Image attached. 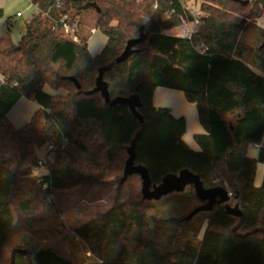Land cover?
I'll return each mask as SVG.
<instances>
[{"label":"trees","instance_id":"trees-1","mask_svg":"<svg viewBox=\"0 0 264 264\" xmlns=\"http://www.w3.org/2000/svg\"><path fill=\"white\" fill-rule=\"evenodd\" d=\"M31 5L36 12L19 42L0 38V264H73L55 247L9 240L24 227L58 217L55 194L93 185L128 188L125 201L73 231L94 264H264V28L257 25L264 7L254 0ZM63 18L76 25L78 42L62 34ZM88 20L106 39L95 55L88 50ZM185 23L194 24L188 35L166 34ZM157 88L181 92L194 104L203 130L193 137L198 151L182 139L184 118L154 107ZM22 98L39 109L14 128L6 115ZM253 146H259L256 158L248 156ZM130 150L151 188L188 171L204 189H224L228 201L192 215L204 204L192 187L166 197V205L180 204L184 211L198 205L163 223L184 224L188 231L192 221L197 224L192 240L162 250L156 241L162 226L146 214L139 176L123 174ZM257 164L263 167L259 187ZM40 168L44 174H37Z\"/></svg>","mask_w":264,"mask_h":264},{"label":"rangeland","instance_id":"rangeland-1","mask_svg":"<svg viewBox=\"0 0 264 264\" xmlns=\"http://www.w3.org/2000/svg\"><path fill=\"white\" fill-rule=\"evenodd\" d=\"M198 5L199 3L195 2L191 8L195 16L198 12ZM0 9L3 11V18L0 20V38L8 35L12 42L17 43L20 40L25 23L35 14V8L31 5V0H0ZM16 13H20L22 17L17 18ZM92 25V20H88L85 31L91 34L88 41V50L91 54L95 55L102 50L106 39L98 31H93ZM186 25L189 26L184 27ZM7 27H9V32ZM189 28V23L182 24L181 28L176 31V34H179L178 36L187 35L189 34ZM37 156L39 160H44L46 149L42 148L38 150ZM261 167L262 165L260 164V169ZM44 173L43 168H40L37 172V174ZM111 186L108 188L98 187V185L80 186L55 194L52 200L59 209V216L24 227L9 242L15 246H21L23 240H27L39 246L55 247L63 254L68 255L73 264H94L93 258L86 252L83 244L76 239L73 231L85 222L102 215L115 202H123L128 198V188L126 185L119 191L116 190L115 185ZM186 189L187 187L183 191L186 192ZM168 196L158 201H145L148 218H155V223L162 226L160 231H157L156 237V241L162 250L181 248L187 241L192 240V230L195 229V225L197 224V220L192 221V229L188 231V229L185 230L184 224L172 227L169 224L163 223L171 217L182 218L188 214L191 208L198 205V203H192L184 211L186 207L183 209L180 204L166 205V197ZM150 204H152V208L148 207ZM179 210L180 215L178 216ZM204 228L205 225L203 224L199 236L194 241L201 238Z\"/></svg>","mask_w":264,"mask_h":264},{"label":"crops","instance_id":"crops-1","mask_svg":"<svg viewBox=\"0 0 264 264\" xmlns=\"http://www.w3.org/2000/svg\"><path fill=\"white\" fill-rule=\"evenodd\" d=\"M21 17L22 16L17 17V18H21ZM189 24H190L189 33H191L192 30L194 29V24L193 23H189ZM188 26L189 25H186L184 27H188ZM180 28L168 31L166 34L178 36L179 34L177 35L176 31L179 30ZM23 33H24V29L20 35V38L23 35ZM180 36H186V35H180ZM12 43L14 45L17 44L16 42H12ZM0 82H1V77H0ZM176 93H181V92L177 91L174 93L173 90L164 89V88L155 89L153 93V105L155 108H167L175 118H184L185 123H186V130H185V133L182 139L184 143L191 150L198 151L199 149L194 143L193 137L197 134L203 133V130L200 124L198 123L196 108L194 104L188 103L185 100L184 96H182V94H176ZM38 109L39 108L36 105V103L22 98L12 107V109L6 115V118L8 122L14 128H20L29 122L33 114ZM258 149H259V146L251 147L248 150V156L250 158H256L258 154ZM262 175H263V167H261L260 169V164H257L256 169H255V175H254V186L255 187L260 186L261 181H262ZM98 187L108 188L112 186L98 185Z\"/></svg>","mask_w":264,"mask_h":264},{"label":"water","instance_id":"water-1","mask_svg":"<svg viewBox=\"0 0 264 264\" xmlns=\"http://www.w3.org/2000/svg\"><path fill=\"white\" fill-rule=\"evenodd\" d=\"M251 0H245L248 3ZM255 4L264 7V0H254ZM264 47V43L262 45ZM128 159L125 162L123 174L125 177L138 175L141 180V197L144 201H158L161 198L173 193H181L186 187H192L198 201L204 203L195 208L192 215L200 212H210L214 205L225 204L229 195L222 188L204 189L197 176L188 171H181L177 176L165 177L161 184L151 188L147 171L140 166L133 165V151L128 152Z\"/></svg>","mask_w":264,"mask_h":264},{"label":"built area","instance_id":"built-area-1","mask_svg":"<svg viewBox=\"0 0 264 264\" xmlns=\"http://www.w3.org/2000/svg\"><path fill=\"white\" fill-rule=\"evenodd\" d=\"M242 1H245V0H242ZM56 7H59L60 4L59 3H56L55 4ZM21 15L18 13L16 14V17H20ZM257 25L259 27H262L264 28V15L257 21ZM76 25L75 24H72L70 25L66 18H63L61 21H60V29L62 31V34L68 38H70L71 40L75 41V42H78L76 36L74 35V30H75V27ZM47 151H51L53 148H52V145H48L47 146Z\"/></svg>","mask_w":264,"mask_h":264}]
</instances>
